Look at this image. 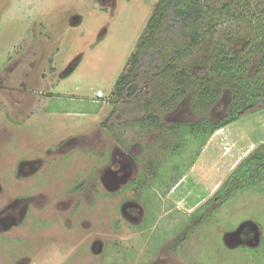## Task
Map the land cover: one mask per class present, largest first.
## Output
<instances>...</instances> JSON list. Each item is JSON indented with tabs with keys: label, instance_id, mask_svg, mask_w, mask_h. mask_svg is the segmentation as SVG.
I'll use <instances>...</instances> for the list:
<instances>
[{
	"label": "rangeland",
	"instance_id": "1",
	"mask_svg": "<svg viewBox=\"0 0 264 264\" xmlns=\"http://www.w3.org/2000/svg\"><path fill=\"white\" fill-rule=\"evenodd\" d=\"M157 2L0 0V185L5 187L0 211L17 194L34 196V215L26 225L5 221L0 227V264H259L258 257L264 260V244L259 246L264 241V185L261 190L237 191L215 210H198L236 165L264 143V108L216 131L201 149L188 129L187 135L174 140L172 133L152 126H124L120 119L111 129L103 124L113 108L107 98L128 68ZM237 36L243 42L246 32L238 31ZM209 44L207 40L195 48L185 63L197 69ZM157 85L153 81L147 88L154 91ZM147 88L133 103L121 104L124 119L134 122L145 115ZM98 89L106 93L104 111H93L89 101ZM49 91L54 97L44 99L43 93ZM227 96L205 111L192 108L190 94L174 109H157L167 125L193 122L202 115L219 119L225 114ZM56 108L61 112H49ZM29 159L44 162L32 178L18 180L16 167ZM156 160L160 165L154 167L155 177L144 188L151 210L143 222L146 231L140 235L122 213L128 202L124 200L135 194L123 189L126 180L114 183L118 176L112 171L118 174L115 169L122 172L130 167L134 176L138 170L152 169ZM45 171L52 174L44 176ZM82 179L83 189L66 193L74 180ZM92 186L96 192L89 190ZM178 201L183 210L168 212L167 207ZM77 203L80 208L72 216ZM192 209L197 210L189 216ZM246 221L258 226L259 243L226 245L225 234ZM98 241L105 242L104 253H97ZM167 241L171 248L166 249Z\"/></svg>",
	"mask_w": 264,
	"mask_h": 264
},
{
	"label": "trees",
	"instance_id": "2",
	"mask_svg": "<svg viewBox=\"0 0 264 264\" xmlns=\"http://www.w3.org/2000/svg\"><path fill=\"white\" fill-rule=\"evenodd\" d=\"M243 30L246 36L241 42L237 33ZM207 40L210 44L200 66L194 69L185 63L187 55ZM153 81L158 84L154 91L147 88ZM114 86L108 99L113 108L103 121L110 129L113 121L120 119L124 126L135 123L170 132L174 140L187 135L188 129V136L199 140V148H203L216 131L264 108V0H158L128 68ZM143 88L149 96L144 103L145 115L134 122L124 119L121 104L133 103ZM187 94L191 95L192 108L202 111L228 95L225 114L219 119L202 115L193 122L164 124L157 107L174 109ZM157 165L159 160L154 162V167ZM145 176L143 173L140 179L145 180ZM139 184L136 181L130 186L140 188ZM262 185L264 143L236 165L198 210H215L237 191L261 190ZM205 217L206 212L202 221ZM256 261L264 264L259 257Z\"/></svg>",
	"mask_w": 264,
	"mask_h": 264
},
{
	"label": "flooded vegetation",
	"instance_id": "3",
	"mask_svg": "<svg viewBox=\"0 0 264 264\" xmlns=\"http://www.w3.org/2000/svg\"><path fill=\"white\" fill-rule=\"evenodd\" d=\"M61 145H59L60 147H62L63 143H60ZM61 151V148L59 149ZM130 155H132V153H129ZM43 160L41 159H32V160H23L21 161L18 166L16 167V177L18 180L24 179H30L32 178L40 169V167L43 164ZM154 162L152 163V169L148 170H138L136 172V175L133 176V172L130 169V167H126L125 171L120 172L119 169H115L118 170V174L115 171H112L114 173H116V175L118 176V179L114 182V183H119L120 180L125 181L124 187L123 189L125 190H131L134 194H135V198L133 199H125L123 203L127 202V204L125 205V207L122 209V213H123V217L125 218V220L127 222H130L131 226L136 228L138 233L141 235V233H144L146 231V228L143 226V222L148 218L149 215V211L151 210L150 205L147 203V198L146 196H144V188L149 184L150 179L154 178ZM118 168V167H116ZM48 173L44 176H48L50 174H52L51 172L45 171V173ZM143 173H145V180H141L143 177ZM52 176V175H51ZM104 176V175H103ZM115 176V174H114ZM116 176V177H117ZM92 177V175H91ZM141 178V179H140ZM129 179V180H128ZM23 180V181H24ZM136 181H140V188L138 187H131L130 184L132 183H136ZM179 181V180H178ZM174 182L172 183L170 186V190L172 188L175 187V184L178 182ZM75 184L73 186H71L66 193L67 194H73L74 192L83 189V179L80 181H75ZM110 183V182H109ZM121 183V182H120ZM179 185V184H178ZM129 186V187H126ZM5 190V187L0 185V194H2ZM89 190H94L95 192L97 191L96 188H94L93 186L90 187ZM90 192V191H88ZM34 201V196L31 194H17L13 197L10 198L9 203L3 207L0 211V227L5 225V221H7L8 223H12L13 225H26L27 223V219H31V217L34 215L33 213V202ZM81 205V204H80ZM79 203H77L75 205V211H71V215L74 216L79 208H80ZM168 209V207H167ZM178 210H183L181 207L177 208ZM197 210V209H196ZM196 210H193L191 213H187L189 216L194 213ZM169 212V211H168ZM5 214V216H2V214ZM184 213H181V215H179V217H183ZM72 220V218H70ZM36 220V219H34ZM200 221H202V216L199 219ZM41 223V222H39ZM66 225H69V223H67ZM71 225V224H70ZM16 227V226H15ZM256 235V231L253 229V227L251 226H247L245 228V230L242 233V238L246 239V240H253L254 237ZM19 239V236L16 237ZM41 238V237H40ZM27 239V238H25ZM255 242V240H254ZM96 244V243H94ZM163 244V243H162ZM166 246V249L171 248L170 242H166L164 243ZM96 246V245H95ZM246 246V245H245ZM94 245H93V249H94ZM97 253H101L105 251V242L104 241H98L97 242ZM159 258V255H158ZM103 264H105V262H103Z\"/></svg>",
	"mask_w": 264,
	"mask_h": 264
},
{
	"label": "water",
	"instance_id": "4",
	"mask_svg": "<svg viewBox=\"0 0 264 264\" xmlns=\"http://www.w3.org/2000/svg\"><path fill=\"white\" fill-rule=\"evenodd\" d=\"M255 224L252 221H246L241 223L235 230L227 232L224 236V242L229 247H236L239 245H248V246H254L257 245L260 241V231L258 229V226H254L253 229L256 231V235L253 240H246L242 238V233L245 230L247 226H251ZM255 240V242H254Z\"/></svg>",
	"mask_w": 264,
	"mask_h": 264
},
{
	"label": "crops",
	"instance_id": "5",
	"mask_svg": "<svg viewBox=\"0 0 264 264\" xmlns=\"http://www.w3.org/2000/svg\"><path fill=\"white\" fill-rule=\"evenodd\" d=\"M78 22V20H76V19H74L73 20V23H77ZM98 90H100V89H98ZM51 93L52 92H44L43 93V98L44 99H46V97H48V95L50 96L51 95ZM106 94V93H105ZM111 94V93H110ZM110 96V95H109ZM109 96H108V98L107 99H109ZM51 97H54V95H51ZM106 97V96H105ZM105 97H98L97 95H96V93L95 94H93L91 97H90V99H89V101H90V103L92 104V105H94L93 107L95 108V110H93V111H100L101 109L104 111L105 110V104H106V99H105ZM49 98V97H48ZM40 100H42V97L41 98H39ZM35 102V101H34ZM109 103V105H110V102H108ZM47 106H45L44 108H46ZM49 112H51V113H60L61 112V110H59V109H51V110H49ZM107 126V125H106ZM126 151V150H125ZM127 153H128V151H127ZM29 160H32V159H29ZM172 186V185H171ZM170 189V188H169ZM215 192V191H214ZM213 192V193H214ZM211 196V195H210ZM209 196V197H210ZM208 197V198H209ZM200 201H202V199H200ZM206 201V200H205ZM204 202V201H203ZM202 202V203H203ZM199 202H196V204L195 205H197ZM180 203H179V201L177 202V203H171L169 206H168V211L169 212H171V210H174L175 208L177 209V208H179L180 207V205H179ZM195 205H194V208H195ZM170 208V209H169ZM182 208V207H181ZM193 208V209H194ZM193 209H192V211H193ZM192 211H189V213H191ZM111 263V262H110Z\"/></svg>",
	"mask_w": 264,
	"mask_h": 264
},
{
	"label": "built area",
	"instance_id": "6",
	"mask_svg": "<svg viewBox=\"0 0 264 264\" xmlns=\"http://www.w3.org/2000/svg\"><path fill=\"white\" fill-rule=\"evenodd\" d=\"M96 95L98 97H105V92L103 90H97Z\"/></svg>",
	"mask_w": 264,
	"mask_h": 264
}]
</instances>
